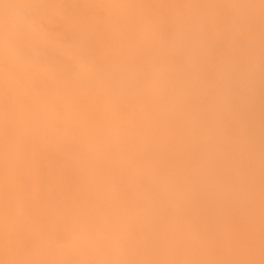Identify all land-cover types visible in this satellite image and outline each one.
I'll return each instance as SVG.
<instances>
[{
    "label": "bare ground",
    "instance_id": "6f19581e",
    "mask_svg": "<svg viewBox=\"0 0 264 264\" xmlns=\"http://www.w3.org/2000/svg\"><path fill=\"white\" fill-rule=\"evenodd\" d=\"M0 264H264V0H0Z\"/></svg>",
    "mask_w": 264,
    "mask_h": 264
}]
</instances>
